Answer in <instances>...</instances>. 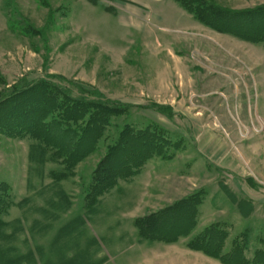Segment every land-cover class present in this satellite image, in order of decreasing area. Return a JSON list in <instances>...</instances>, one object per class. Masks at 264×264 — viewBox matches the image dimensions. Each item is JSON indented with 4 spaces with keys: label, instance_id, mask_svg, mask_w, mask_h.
Returning <instances> with one entry per match:
<instances>
[{
    "label": "rangeland",
    "instance_id": "rangeland-1",
    "mask_svg": "<svg viewBox=\"0 0 264 264\" xmlns=\"http://www.w3.org/2000/svg\"><path fill=\"white\" fill-rule=\"evenodd\" d=\"M126 130L162 139L101 187ZM0 264H264V42L177 0H0Z\"/></svg>",
    "mask_w": 264,
    "mask_h": 264
},
{
    "label": "trees",
    "instance_id": "trees-1",
    "mask_svg": "<svg viewBox=\"0 0 264 264\" xmlns=\"http://www.w3.org/2000/svg\"><path fill=\"white\" fill-rule=\"evenodd\" d=\"M184 8H186L190 13H192L195 18L197 20H199L200 22L212 27V28H217L221 31H229L232 30L233 32H235L236 34L244 37L245 39L251 40V41H262L264 42V29H258V27H256V29H251V28H245L244 26H242V24H244L243 22L246 21L245 15H247L248 17H251L254 19V21L256 19H259V22H264V7H260L258 9H254V10H246L241 11V12H234V11H230L228 9L222 8L216 4H214L211 0H177ZM231 22V23H230ZM240 22L242 24H240ZM245 23H250V22H245ZM255 23V22H253ZM245 25V24H244ZM91 104V103H90ZM92 105V104H91ZM92 107H101L100 105H92ZM103 108V107H101ZM105 112L109 111L107 108H104ZM107 109V111H106ZM71 111L75 112V113H71ZM67 117H69V121H79L82 120V117L84 115H89V121H87L88 125H91L92 127L89 129H85L86 132H89V134H92L91 132H98L97 127L95 130V126L94 123L100 121L99 118H95V120H93V112H90L88 110V108L86 110H71ZM68 112V110H67ZM104 112V113H105ZM47 113V111L43 112L42 115H45ZM103 113V112H102ZM102 113H98L97 115L99 117H101L103 114ZM33 114V113H32ZM92 118V120H90ZM47 119V117H46ZM30 120L32 121V123L34 124H38V118H33L30 117ZM41 120V119H40ZM52 120V118H51ZM57 120V118L55 119ZM52 120V121H55ZM58 121V120H57ZM66 121V120H64ZM64 121H62L60 119L59 122H56V125H61L63 126V128L61 130H65V133H60V137L58 138L59 140H61L59 143H61L62 141H64L65 139H67V132L69 130V125L66 124ZM63 123V124H61ZM93 124V125H92ZM76 127H80L78 126V122H75ZM41 127H39V132L43 133V141L46 143L50 144H54V137L53 136H48L51 135V130H53V128H50L51 126H55V125H48L47 120L42 119L41 121ZM86 134V133H85ZM88 135V133L86 134ZM125 136H129L131 140H129L126 144H123V140L119 141L118 143H116L114 146L109 147L108 149V153L104 156V158L101 160L100 162V167L98 169L99 172H101L104 176L102 180H100V184L101 187L106 184V183H110L113 184V182L116 180V178L124 176L126 171H128V168L134 167V168H138L143 166L146 161L150 158L149 156L146 157V155L148 153H151L150 150H153L155 146L159 145V141L157 139V137H159V134H155L153 132H149V130H143L139 133H134L133 131H128L126 130L124 132ZM160 138V137H159ZM47 139H49L48 141H46ZM52 139V140H51ZM162 139V138H160ZM165 142V141H163ZM86 140L83 141L81 138L79 139L78 143H74V144H67L68 146H72V150L73 153L71 154L72 158H74L76 161H79L81 155L78 153L79 150H82V154L84 153H88L91 150L89 148H87L86 146ZM126 145H130L131 149H138L139 146H141L142 150L141 151L143 153V157L140 156V158L137 159L136 163H132L131 160L128 161H122L121 163H118L119 161L117 160V165H115V163L113 162H109V160H113V157H119L122 156L125 152V156H126V150H127V146ZM66 147V146H65ZM98 147V145H96V148ZM60 150V149H59ZM157 150V149H156ZM126 158V157H125ZM106 162V164L104 165V163ZM116 162V161H115ZM132 166L129 167V165ZM119 172V173H118ZM110 184V185H111Z\"/></svg>",
    "mask_w": 264,
    "mask_h": 264
}]
</instances>
